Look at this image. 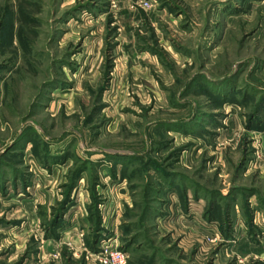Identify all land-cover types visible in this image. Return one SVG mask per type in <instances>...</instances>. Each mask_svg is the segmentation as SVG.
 <instances>
[{"label":"rangeland","instance_id":"1","mask_svg":"<svg viewBox=\"0 0 264 264\" xmlns=\"http://www.w3.org/2000/svg\"><path fill=\"white\" fill-rule=\"evenodd\" d=\"M0 0V264H264V0Z\"/></svg>","mask_w":264,"mask_h":264},{"label":"built area","instance_id":"2","mask_svg":"<svg viewBox=\"0 0 264 264\" xmlns=\"http://www.w3.org/2000/svg\"><path fill=\"white\" fill-rule=\"evenodd\" d=\"M137 1L140 7L146 8L149 6V2L147 0ZM110 6L115 7L116 0H111ZM101 250L102 252H99L98 256H100L102 264H126L124 252L109 247H104Z\"/></svg>","mask_w":264,"mask_h":264}]
</instances>
